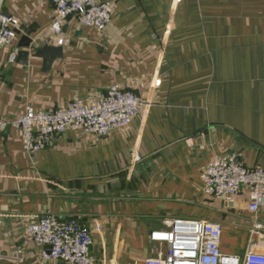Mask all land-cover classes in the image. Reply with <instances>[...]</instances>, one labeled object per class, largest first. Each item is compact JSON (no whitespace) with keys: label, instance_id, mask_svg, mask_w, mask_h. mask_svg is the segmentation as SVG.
Segmentation results:
<instances>
[{"label":"crops","instance_id":"crops-1","mask_svg":"<svg viewBox=\"0 0 264 264\" xmlns=\"http://www.w3.org/2000/svg\"><path fill=\"white\" fill-rule=\"evenodd\" d=\"M109 1L102 31L67 18L62 57L48 69L40 58L8 62L19 35L0 47L5 120L26 104L53 110L74 96L91 100L111 84L143 103L123 130H68L38 152L22 150L16 128L0 132V264H37L40 247L25 228L46 213L99 221L98 263L127 264L125 252L151 247L150 232L172 218L221 222L222 251L241 254L252 218L241 208L246 192L226 206L203 194L199 172L223 154L264 168V0ZM0 11L53 45L52 0H0ZM257 218L264 223V211Z\"/></svg>","mask_w":264,"mask_h":264},{"label":"built area","instance_id":"built-area-1","mask_svg":"<svg viewBox=\"0 0 264 264\" xmlns=\"http://www.w3.org/2000/svg\"><path fill=\"white\" fill-rule=\"evenodd\" d=\"M52 3L54 14L49 41L53 45H63V25L69 17L76 19L80 26L98 31L112 19L113 2L109 0H52ZM17 29L19 21L0 11V47L13 43L18 36ZM15 60L16 52L12 51L8 62ZM142 106L141 97L131 88L111 84L91 100L74 96L66 106L53 110L35 109L26 104L11 120H5L0 114V132L7 126L16 128L22 150L38 152L68 130L98 137L123 130ZM199 177L206 197L235 202L238 195L246 192V210L252 218L249 226L243 228L248 234L243 252L222 251L223 225L219 221L172 218L164 221V228L150 232L149 240L156 249L141 264H264V223L257 218L264 211V168L247 167L236 154H223L201 166ZM101 229L99 221L93 220L89 225L75 218L63 220L46 213L30 222L25 231L28 240L40 247L37 264L51 260L65 264H105L98 263L91 253L93 232ZM108 264L114 263L110 260Z\"/></svg>","mask_w":264,"mask_h":264},{"label":"water","instance_id":"water-1","mask_svg":"<svg viewBox=\"0 0 264 264\" xmlns=\"http://www.w3.org/2000/svg\"><path fill=\"white\" fill-rule=\"evenodd\" d=\"M37 26L32 25L26 27L20 25L16 33L20 36L17 49L16 61L23 65L28 63L29 57L42 59L43 69H48L51 63L56 59L62 57L63 47L52 45L48 42H41L39 38L29 36V33H35ZM226 206L237 207L238 204L234 202H224ZM241 208L247 209V204L241 205Z\"/></svg>","mask_w":264,"mask_h":264},{"label":"rangeland","instance_id":"rangeland-1","mask_svg":"<svg viewBox=\"0 0 264 264\" xmlns=\"http://www.w3.org/2000/svg\"><path fill=\"white\" fill-rule=\"evenodd\" d=\"M151 247L143 246V248L139 249L138 251L128 250L125 252V258L128 262L127 264H141L144 258L151 256L154 252L151 251L150 248H154V244H150ZM124 262V261H123Z\"/></svg>","mask_w":264,"mask_h":264}]
</instances>
